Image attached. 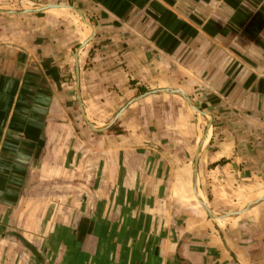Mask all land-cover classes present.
Wrapping results in <instances>:
<instances>
[{"label":"crops","instance_id":"0c3cea01","mask_svg":"<svg viewBox=\"0 0 264 264\" xmlns=\"http://www.w3.org/2000/svg\"><path fill=\"white\" fill-rule=\"evenodd\" d=\"M76 6L85 119L72 52L91 27L0 32V264H264V201L222 220L199 203L223 215L230 187L264 185V0Z\"/></svg>","mask_w":264,"mask_h":264},{"label":"rangeland","instance_id":"374dc122","mask_svg":"<svg viewBox=\"0 0 264 264\" xmlns=\"http://www.w3.org/2000/svg\"><path fill=\"white\" fill-rule=\"evenodd\" d=\"M51 4H56V5H61V6L69 5V6L73 7V9L79 11L78 7L76 6L77 0H0V32L4 31V28H7L6 26H9V25H12L13 26L12 28H15L14 24H10V23H17L20 25L22 23H25V22H23L24 19H33V18L45 17V16H49V15L54 16V17L59 18V19L60 18H63V19L66 18V19H69V21L71 20L73 22L72 34H75L78 38L83 36V31L85 32V35H86V31L90 30L87 26H86V28L84 27V25L86 23H84L82 20V17L76 11H74L72 9L67 8L65 10V9L60 8V9L53 10V11H39V12L34 11L35 9H38V8H41L44 6H48ZM24 9L25 10L30 9V10L27 13H21L22 11H25ZM9 12H16V13H9ZM82 16H83L84 20L89 23V21L87 20V18H85V16L83 14H82ZM29 26L30 25H28V26L24 25V26H19L18 28H22V27L24 28V27H29ZM91 27H92V25H91ZM91 30H92V37H93V35H94L93 27L91 28ZM78 47L76 49L75 48L73 49L72 54L73 53L75 54ZM87 47H85V48L83 47L82 48L83 50L82 49H80V50L85 51V49H87ZM71 63H72V57H71ZM74 78H75V74H73V82H74V86H75V79ZM79 94H80V71H79ZM80 101L82 103L81 97H80ZM121 104L118 105L117 108H115L113 110V113L116 111V113L113 114L114 116L122 108H124V110L122 111V113H123L126 110L127 106L130 105V104H125V105H123V104L121 105ZM82 108L84 110L83 104H82ZM78 113H80L81 116H83L81 109H79ZM191 113L193 114V112H191ZM121 114H120V116H121ZM195 117H198L199 124L205 127L206 118L202 117L199 114H197V115L195 114ZM86 123L88 125V123H91V122L89 119H86ZM106 124L107 123H104V126ZM104 126H102V128H104ZM88 127H90V126L88 125ZM201 130L203 131L202 128H201ZM205 142H206V140H205ZM243 187L244 186L230 187L228 189V192L225 191L224 192L225 196H223V198L220 199V202H214L212 204V205H215L214 206L215 210L217 212H220L223 215L227 214L229 212H232L237 207L243 206V202L246 199H248L249 197H251L252 195H254V193H257L259 191L264 190V185H260L257 187H248V188H243ZM229 221H231V220L228 219V221H226V222H229Z\"/></svg>","mask_w":264,"mask_h":264},{"label":"water","instance_id":"95a60500","mask_svg":"<svg viewBox=\"0 0 264 264\" xmlns=\"http://www.w3.org/2000/svg\"><path fill=\"white\" fill-rule=\"evenodd\" d=\"M48 6H52V7H56V8H59V7H66V8H68V9H72V10L76 11V12L82 17V20H83L84 23H87V25H89V27H91V25H90L88 22H86V21L84 20L82 14H81L78 10L73 9V7H71V6H69V5L61 6V5L51 4V5H48ZM34 11H35V12H39V11H43V9L38 8V9H36V10H34ZM27 12H29V11H22L21 13H27ZM9 13H16V12H9ZM17 13H18V12H17ZM91 28H92V27H91ZM91 39H92V35H91L88 39H86L85 41H83V42L79 45L78 49L76 50V52H75V54H74L75 90H76L77 100H78V102H79V106H80V109H81V112H82V114H83V118H84V119H85V116H84V110H83V108H82V103H81V101H80V94H79V66H78V52H79L80 49H82L83 47H85V46L90 42ZM165 91H166V92H172V93H176V94L181 95L182 98L186 100V102L189 104L190 108H191L194 112H197V113L201 114L203 117L206 118V125H207V126L210 125V120H209V118H208L204 113H202L200 110H198V109H197V108L191 103L190 99H189V98H188L183 92H181L180 90H165ZM128 104H129V103H128ZM123 110H124V108H122V109H121V110H120V111H119V112L113 117V119H112V120L110 121V123L105 127V129L108 128L110 125H112V124L117 120V118L120 116V114L122 113ZM88 125L90 126V128H91L92 130H96V129H95L90 123H88ZM201 147H202V141L200 142L199 147H198V149H197V151H196V154H195V162H194V164H193V185H194V193H195V195H196V190H195V188H196V164H197V160H198V157H199V153H200ZM263 201H264V198H263V199H260V200H258V201H255L254 203H252L251 205H249V206H248L245 210H243V211H239V209L241 208V207H240L239 209H237V210H235V211L229 212V213L224 214V215H218V216L214 215V213L211 212V210H209V208L206 206V204L201 203V201H200L199 203H200L201 207L204 209V211L207 213V215H208L210 218H213V219H221V220H222V219H223L224 217H226L227 215H230V214L238 215V214H240V213L246 211V210L249 209L250 207H252V206H254V205H256V204H259V203H261V202H263Z\"/></svg>","mask_w":264,"mask_h":264},{"label":"bare ground","instance_id":"6f19581e","mask_svg":"<svg viewBox=\"0 0 264 264\" xmlns=\"http://www.w3.org/2000/svg\"><path fill=\"white\" fill-rule=\"evenodd\" d=\"M60 8H62V9H67L66 7H59V8H56V7H52V6H44V7H41V9H43V11H53V10H57V9H60ZM25 10V9H24ZM30 9H27V10H25V11H29ZM36 10V9H35ZM87 24V23H86ZM89 35H90V30H87L86 31V37H89ZM203 145V144H202ZM264 198V197H263ZM263 198H261V199H263ZM258 200H260V199H258ZM257 200V201H258ZM252 203V202H251ZM251 203H248V204H246L247 206H245V207H248L249 205H251ZM215 215V214H214ZM232 215H235V214H230V215H227L226 217H224L223 219H226L227 217H229V216H232ZM217 216V215H216Z\"/></svg>","mask_w":264,"mask_h":264},{"label":"trees","instance_id":"16d2710c","mask_svg":"<svg viewBox=\"0 0 264 264\" xmlns=\"http://www.w3.org/2000/svg\"><path fill=\"white\" fill-rule=\"evenodd\" d=\"M114 128H115V127H114V126H112V127H110V128H109V130H110V131H112V130H114Z\"/></svg>","mask_w":264,"mask_h":264}]
</instances>
